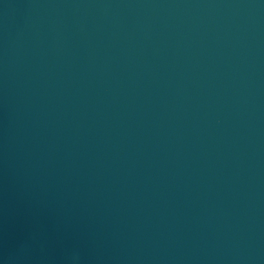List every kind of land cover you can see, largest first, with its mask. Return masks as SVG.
Instances as JSON below:
<instances>
[{"label": "water", "instance_id": "obj_1", "mask_svg": "<svg viewBox=\"0 0 264 264\" xmlns=\"http://www.w3.org/2000/svg\"><path fill=\"white\" fill-rule=\"evenodd\" d=\"M0 264H264V0H0Z\"/></svg>", "mask_w": 264, "mask_h": 264}]
</instances>
